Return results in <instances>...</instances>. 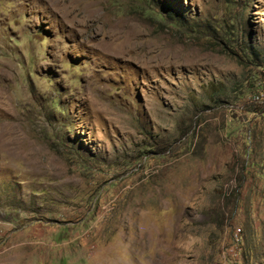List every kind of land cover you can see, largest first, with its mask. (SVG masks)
I'll return each instance as SVG.
<instances>
[{
  "label": "rangeland",
  "instance_id": "1",
  "mask_svg": "<svg viewBox=\"0 0 264 264\" xmlns=\"http://www.w3.org/2000/svg\"><path fill=\"white\" fill-rule=\"evenodd\" d=\"M263 66L264 0H0V264H264Z\"/></svg>",
  "mask_w": 264,
  "mask_h": 264
},
{
  "label": "built area",
  "instance_id": "2",
  "mask_svg": "<svg viewBox=\"0 0 264 264\" xmlns=\"http://www.w3.org/2000/svg\"><path fill=\"white\" fill-rule=\"evenodd\" d=\"M248 103L264 109V66L253 82Z\"/></svg>",
  "mask_w": 264,
  "mask_h": 264
},
{
  "label": "trees",
  "instance_id": "3",
  "mask_svg": "<svg viewBox=\"0 0 264 264\" xmlns=\"http://www.w3.org/2000/svg\"><path fill=\"white\" fill-rule=\"evenodd\" d=\"M172 16V15H171Z\"/></svg>",
  "mask_w": 264,
  "mask_h": 264
}]
</instances>
